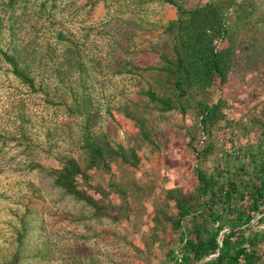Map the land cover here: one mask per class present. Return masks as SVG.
<instances>
[{
  "label": "rangeland",
  "instance_id": "rangeland-1",
  "mask_svg": "<svg viewBox=\"0 0 264 264\" xmlns=\"http://www.w3.org/2000/svg\"><path fill=\"white\" fill-rule=\"evenodd\" d=\"M175 2L0 0V264H175L181 229L212 233L196 169L246 184L264 141V0ZM200 30L225 79L179 96L174 48ZM201 102L220 103L213 125ZM67 157L92 202L55 184Z\"/></svg>",
  "mask_w": 264,
  "mask_h": 264
},
{
  "label": "trees",
  "instance_id": "trees-1",
  "mask_svg": "<svg viewBox=\"0 0 264 264\" xmlns=\"http://www.w3.org/2000/svg\"><path fill=\"white\" fill-rule=\"evenodd\" d=\"M170 4L179 6L175 0H165ZM200 10H191L194 19ZM183 21L179 18L176 27L177 36L179 30L183 29ZM213 28L212 25L209 26ZM217 28H215L216 31ZM184 53L181 54L178 47L176 73L179 75L175 86L179 91V96L185 95L184 86L195 84L197 78L210 77L217 78L219 82H224L225 73L221 67V57L214 47L208 45L207 37L203 30L196 32L188 40H183ZM205 69V74L202 69ZM23 80H28L23 73L19 74ZM223 84V83H222ZM148 95L152 100L166 103V100L157 98L151 91ZM170 107V106H168ZM220 103L212 105L201 102V123L203 126L213 125L218 119V109ZM264 150V141L262 144ZM87 149L90 154L91 166H99L102 150L97 142H88ZM258 148L256 155H253L252 172L247 175L246 184H237L234 178H227L222 181L220 177L208 176L201 168L196 169L197 190L203 209L200 213L208 211V216H203V220L211 221L212 233L207 236L205 232L193 226L187 233L181 229L180 244L172 249L171 260L177 264H197L200 260L218 252V255L203 261L201 264H264L260 253L256 247L257 235L247 234V231L254 225L252 222L260 212V207L264 204V153ZM259 153V154H258ZM258 160V162H256ZM55 184L63 188L67 193L74 195L77 199L92 202V198L83 192L78 186V178L86 176L87 170L81 166L74 157H67L61 168L55 170ZM224 205L221 211L216 208ZM190 212L184 208L181 210V218ZM207 217V218H206ZM203 221L204 226L206 223ZM264 221L262 217L258 222ZM222 243H219V235L225 230ZM19 252L6 264H22Z\"/></svg>",
  "mask_w": 264,
  "mask_h": 264
},
{
  "label": "built area",
  "instance_id": "built-area-1",
  "mask_svg": "<svg viewBox=\"0 0 264 264\" xmlns=\"http://www.w3.org/2000/svg\"><path fill=\"white\" fill-rule=\"evenodd\" d=\"M262 217H264V204L260 207V212L258 213L257 217L253 222L258 223V220H260ZM260 227L264 228V225L261 224ZM227 231V230H226ZM223 233V232H222ZM222 243V242H221Z\"/></svg>",
  "mask_w": 264,
  "mask_h": 264
},
{
  "label": "water",
  "instance_id": "water-1",
  "mask_svg": "<svg viewBox=\"0 0 264 264\" xmlns=\"http://www.w3.org/2000/svg\"><path fill=\"white\" fill-rule=\"evenodd\" d=\"M220 245H221V243H220ZM217 255H218V254H217ZM217 255H216V256H217Z\"/></svg>",
  "mask_w": 264,
  "mask_h": 264
}]
</instances>
